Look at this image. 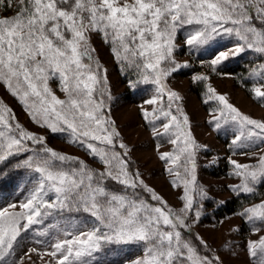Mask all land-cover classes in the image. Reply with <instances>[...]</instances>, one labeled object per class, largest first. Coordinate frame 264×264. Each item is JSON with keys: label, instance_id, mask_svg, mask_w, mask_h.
<instances>
[{"label": "snow or ice", "instance_id": "obj_1", "mask_svg": "<svg viewBox=\"0 0 264 264\" xmlns=\"http://www.w3.org/2000/svg\"><path fill=\"white\" fill-rule=\"evenodd\" d=\"M0 9L14 11L0 17V84L33 123L52 133H68L69 143L81 146L102 165L93 169L55 151L44 136L12 123L16 118L10 108L0 109V184L22 173L33 184L25 202L0 210V264H23V257L15 254L30 231L54 242L51 251L33 247L24 255H47L55 264H115L112 254L129 245L142 247L143 256L126 264H224L202 238H190L203 202L211 199L197 180V157L205 146L194 138L189 117L176 103L183 98L167 81L190 67L174 55L186 28L184 43L192 54L207 50L217 37L236 38L231 48L210 60L212 72L246 50L264 56V0H0ZM93 35L110 46L122 72L131 71L135 78L128 79L130 89L154 86L155 95L144 103L155 107L150 112L142 105L141 112L154 136L167 137L174 146L159 159L173 177V187L182 184V207L172 208L145 184L139 171L131 170L130 149L111 118L114 98L107 70L95 56ZM249 76L264 81V64L251 68ZM53 79L59 81L63 99L49 86ZM208 79L193 76V82ZM251 91L264 101V83ZM208 101L219 105L210 121L215 130H233L230 149L264 145V120L242 114L210 85ZM174 105L180 118L173 114ZM161 118L166 121L162 132L154 124ZM229 162L240 179L229 186L237 197L254 194L257 185H264V154L255 165L231 158ZM109 181L120 188L109 187ZM81 214L87 220L73 225ZM238 215L252 226L253 234L259 233L264 229V200ZM247 247L253 264H264V235L249 240Z\"/></svg>", "mask_w": 264, "mask_h": 264}, {"label": "rangeland", "instance_id": "obj_2", "mask_svg": "<svg viewBox=\"0 0 264 264\" xmlns=\"http://www.w3.org/2000/svg\"><path fill=\"white\" fill-rule=\"evenodd\" d=\"M0 17H3L1 9ZM187 31L181 33V36L179 35L176 42L178 47L174 55L178 62L182 64L187 62L190 67L174 73L168 78L167 83L172 90L177 91L183 98L176 103L189 117L190 130L196 141L205 146L197 157V180L198 184L207 190L211 198L203 202V214L199 221L193 224L190 238L194 242H196L195 237L197 235L202 238L214 250L215 254L221 257L224 264H253L247 244L249 240H258L261 235H264V229L253 234L252 226L238 213L243 211L244 208L264 200V188L259 192L260 188L257 185V194H251L253 195L252 198L247 199L248 201L243 206L231 213L219 216L215 214L216 216L213 217L211 211L213 204L220 205L228 198L236 197L230 191L229 186L238 184L240 179L232 174L233 167L229 162V158L240 164L255 165L258 162V156L264 154V145H260L259 148L237 149L235 151L230 149L229 145L233 138V130L231 128L215 130L210 121L213 115L218 114L214 111L219 106L218 102L208 101L206 103L205 101L207 100V88L210 85L218 94L224 95L229 103L242 114L254 119L264 120V101L256 99L251 91L254 86H257L258 83H264V81H257L252 77H246L245 80L241 78L240 80L229 71L230 69L220 67L226 65L231 68L230 65L234 66L236 62L242 60V54L244 58L254 61L253 67H255L264 64V56L246 50L240 56L225 61L224 64L218 67L217 72H212L209 67L210 60L217 52L231 48L237 42L236 38L234 36L220 37V40L208 46L207 50L192 54L184 43ZM92 45L96 50L95 56L99 60L102 69L107 70L108 88L114 98L111 102V118L116 123L123 143L130 149L128 158L132 167L131 170L139 171L145 184L154 189L172 208L182 207V201L179 199L183 194L182 184L180 187H173L171 183L173 177L166 170L165 162L159 159L161 153L173 151L174 146L167 142V137L154 136L152 125L144 119L141 112L142 105L150 112L155 107L144 103L155 95L154 86L142 84L141 90L130 89L128 81L122 79V67L115 61L110 46L105 44L99 35H93ZM196 74L209 77L207 81H204L205 91L200 95L196 92L200 87V81L193 82V76ZM49 86L57 96L61 99L64 98V94L59 90L58 80L49 81ZM128 91H133V94L131 93L129 96ZM164 104H167L166 96L164 97ZM4 107L10 108L15 115L16 119L12 123L18 122L24 129L38 136H44L48 147L70 157L79 158L95 169L102 168V165L90 157L84 148L68 142V133H52L49 129L33 123L23 105L7 91L3 84H0V109ZM172 111L180 118L179 113L175 110V105ZM164 122L166 121L163 118L154 121L155 126L161 132L163 131L161 125ZM158 144L160 145L159 148H157ZM241 152L247 154H240ZM32 187L33 184L29 180L18 182L10 194L0 196V210L9 208L12 204L19 205L25 202ZM49 195L52 196L53 194L50 193ZM150 202L156 203L155 201ZM15 210L19 211V208L17 207ZM53 223L66 224L68 222L53 221ZM78 223H81V221L77 220L76 224ZM236 229H239V231H236ZM186 238L189 237L186 235ZM36 240H41L42 243L37 244ZM53 242L54 239L47 236H36L34 232L30 231L24 235L15 256L16 258L23 257V264H47L50 260L52 264H55V261L47 255H44L43 259L36 253H31V259L24 255L33 247L39 249L41 253L51 251L50 243ZM142 256V247L129 245L122 246L120 251L118 253L114 252L110 258L115 261V264H126V262Z\"/></svg>", "mask_w": 264, "mask_h": 264}, {"label": "trees", "instance_id": "obj_3", "mask_svg": "<svg viewBox=\"0 0 264 264\" xmlns=\"http://www.w3.org/2000/svg\"><path fill=\"white\" fill-rule=\"evenodd\" d=\"M1 13H2L3 17L14 15V11L11 10V9L6 10V11L1 9ZM186 30H188V29L186 28L181 33H183ZM218 40H220V37H217V39L215 41H213L211 43V45L213 43H215V42H218ZM211 45H209V46H211ZM241 58H242V60L236 62L234 64V66L230 65L231 68L229 66H226V65H222L220 67H223V68H226V69L228 68L227 70L230 69L229 71L232 72L236 76L237 79L239 78L241 80V78H242V80H245L246 77H250L249 76V72H250L251 68H253V64H255V63L251 59H247L246 57L244 58L243 54L241 55ZM121 75L123 76L122 79L124 81H128L129 78H135L134 76H132V73H131L130 70H127V75L125 74V72L121 71ZM248 79L250 80L251 78H248ZM199 84H200V87H199V89L196 92L200 95V94H202V92L205 91L204 81H200ZM141 86H142V84H140L137 89L141 90V88H142ZM131 93L133 94V91H128L129 96L131 95ZM87 165L90 168H93L91 165H89V164H87ZM93 169H95V168H93ZM26 181H28V176H27V174L22 173L16 179L11 180V181H9L6 184H0V196H2V195L4 196V195L10 194L14 190L13 188L18 182H26ZM108 184H109V187H111L113 189H117L118 190L120 188V186L115 184L114 182L109 181ZM258 187L260 188L259 192H261L263 190V188H264L263 185H259ZM144 195H145V198H148V196L146 197V195H147L146 193ZM253 195H255V194H253ZM253 195L247 196V194H246V195H242L240 197H237V196L236 197H231V198H228L225 202L221 203L220 205H214L213 204L212 211H211L212 216L215 217L216 215H218V216L219 215H224L226 213H231V212L239 209L241 206H243L248 201L247 199L252 198ZM79 220L80 221L87 220L86 215L85 214H81ZM76 223H77V220L72 221L73 225H75Z\"/></svg>", "mask_w": 264, "mask_h": 264}]
</instances>
